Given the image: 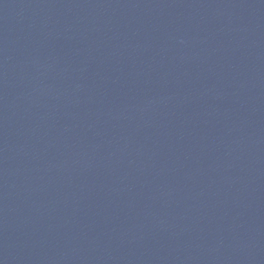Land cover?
Segmentation results:
<instances>
[{"label": "water", "instance_id": "water-1", "mask_svg": "<svg viewBox=\"0 0 264 264\" xmlns=\"http://www.w3.org/2000/svg\"><path fill=\"white\" fill-rule=\"evenodd\" d=\"M0 264H264V0H0Z\"/></svg>", "mask_w": 264, "mask_h": 264}]
</instances>
